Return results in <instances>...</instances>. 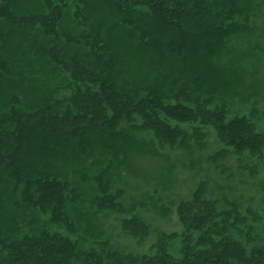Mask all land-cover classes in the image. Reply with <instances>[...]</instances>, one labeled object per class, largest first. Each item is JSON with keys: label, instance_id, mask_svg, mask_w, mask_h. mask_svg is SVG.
Listing matches in <instances>:
<instances>
[{"label": "trees", "instance_id": "obj_1", "mask_svg": "<svg viewBox=\"0 0 264 264\" xmlns=\"http://www.w3.org/2000/svg\"><path fill=\"white\" fill-rule=\"evenodd\" d=\"M0 264H264V0H0Z\"/></svg>", "mask_w": 264, "mask_h": 264}, {"label": "rangeland", "instance_id": "obj_2", "mask_svg": "<svg viewBox=\"0 0 264 264\" xmlns=\"http://www.w3.org/2000/svg\"><path fill=\"white\" fill-rule=\"evenodd\" d=\"M153 221H154V223L156 225L160 226L164 230H168L169 231V230H173L176 227V223H175L176 217H175L174 214L167 220H160V219H156L155 218ZM114 236H115V239H117V243L119 245H128L125 238L117 237V232L116 231L114 232ZM130 248L138 250V248H136L134 246H130Z\"/></svg>", "mask_w": 264, "mask_h": 264}]
</instances>
